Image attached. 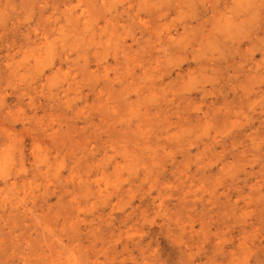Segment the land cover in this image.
<instances>
[{
    "label": "rangeland",
    "instance_id": "374dc122",
    "mask_svg": "<svg viewBox=\"0 0 264 264\" xmlns=\"http://www.w3.org/2000/svg\"><path fill=\"white\" fill-rule=\"evenodd\" d=\"M0 264H264V0H0Z\"/></svg>",
    "mask_w": 264,
    "mask_h": 264
},
{
    "label": "bare ground",
    "instance_id": "6f19581e",
    "mask_svg": "<svg viewBox=\"0 0 264 264\" xmlns=\"http://www.w3.org/2000/svg\"><path fill=\"white\" fill-rule=\"evenodd\" d=\"M74 18H75V17H74ZM141 29H142V28H141ZM141 29H140V30H141ZM143 30H144V29H143ZM201 47H202V46H201ZM174 49H175V48H174ZM224 50H225V49H224ZM226 51H227V50H226ZM216 63H217V62H216ZM163 64H164V63H163Z\"/></svg>",
    "mask_w": 264,
    "mask_h": 264
}]
</instances>
